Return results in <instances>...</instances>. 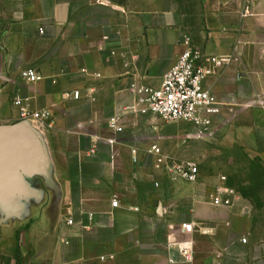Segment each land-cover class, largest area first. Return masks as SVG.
Here are the masks:
<instances>
[{"label": "crops", "instance_id": "1", "mask_svg": "<svg viewBox=\"0 0 264 264\" xmlns=\"http://www.w3.org/2000/svg\"><path fill=\"white\" fill-rule=\"evenodd\" d=\"M197 7L190 23L180 0H0V264H197L198 247L235 219L250 233V205L181 193L183 180L156 166L152 147L167 154L170 130L137 103L136 88L161 86L187 37L209 55L239 44L241 60L203 84L221 129L247 134L264 165V0ZM26 69L43 78L27 82ZM75 90L80 99L66 95ZM23 109L51 117L23 122ZM217 211L229 216L215 221ZM184 222L196 225L188 261L172 245Z\"/></svg>", "mask_w": 264, "mask_h": 264}, {"label": "rangeland", "instance_id": "2", "mask_svg": "<svg viewBox=\"0 0 264 264\" xmlns=\"http://www.w3.org/2000/svg\"><path fill=\"white\" fill-rule=\"evenodd\" d=\"M180 2L191 14L188 22L192 23L194 18L198 20V0ZM164 124L170 130L165 139L167 154L177 159L194 160L200 168L197 182L180 179L183 180L179 182L181 193L193 190L203 198H212L219 187L228 186L235 191L233 204L251 207L250 233L241 232L245 226L243 228L241 221L235 219L233 230L222 228L220 238L216 234L210 242L198 247L203 256L197 264H212V256L215 257L218 247L222 248L221 237L225 240L221 264H264V165L255 154L250 138L241 132H225L218 121H215L212 136H201L197 128L187 122ZM228 216L227 212L217 211L214 220L221 221ZM178 232L181 233V226Z\"/></svg>", "mask_w": 264, "mask_h": 264}, {"label": "built area", "instance_id": "3", "mask_svg": "<svg viewBox=\"0 0 264 264\" xmlns=\"http://www.w3.org/2000/svg\"><path fill=\"white\" fill-rule=\"evenodd\" d=\"M186 49L179 56L174 65L164 75L159 87L136 88L137 103L143 105L145 110L156 115L166 122H187L197 128L201 136H212L215 132V121L220 111L218 98L205 89L204 82L208 77L217 73L220 67L229 66L241 60L240 45L233 48V52L225 55H209L202 53L194 47L189 37L185 40ZM86 71V70H84ZM100 75V74H98ZM27 82H35L43 78L35 69H26L21 72ZM66 95L74 99L81 98V91L75 90ZM17 105H21L22 98L17 97ZM256 103L264 106V99L260 98ZM31 117L49 119L51 113L47 110L33 112L23 109V120ZM121 116L113 115L109 118V126L116 131H123ZM152 152L156 155V166L163 168L173 179H183L188 182H197L200 177V168L196 161L191 159H177L165 154L161 147L154 145ZM158 184V183H156ZM235 191L222 186L217 189L212 197L213 203L219 206H231ZM114 206L119 202L115 199ZM74 219L68 220L73 224ZM196 225L193 222H184L181 225V237L173 241L179 254L184 260H192L194 242L189 237L195 232ZM172 262H177L172 258Z\"/></svg>", "mask_w": 264, "mask_h": 264}, {"label": "water", "instance_id": "4", "mask_svg": "<svg viewBox=\"0 0 264 264\" xmlns=\"http://www.w3.org/2000/svg\"><path fill=\"white\" fill-rule=\"evenodd\" d=\"M26 121V120H23V122Z\"/></svg>", "mask_w": 264, "mask_h": 264}]
</instances>
